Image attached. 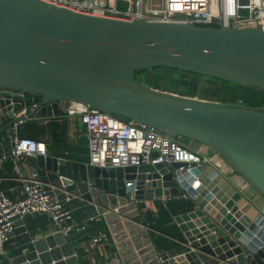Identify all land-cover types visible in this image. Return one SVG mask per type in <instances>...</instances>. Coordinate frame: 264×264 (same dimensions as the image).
Masks as SVG:
<instances>
[{
	"label": "water",
	"instance_id": "1",
	"mask_svg": "<svg viewBox=\"0 0 264 264\" xmlns=\"http://www.w3.org/2000/svg\"><path fill=\"white\" fill-rule=\"evenodd\" d=\"M157 67L264 92V25L121 20L43 0H0V111L6 128L27 117L57 114L61 102H79L207 146L264 198V105L204 98V78L192 97L149 86L134 75ZM77 120L82 131L81 116ZM80 139L86 144L85 136ZM11 152L10 143L0 146V157ZM25 160L46 190L81 202L88 217L106 223L114 250L97 264H264V212L210 163L179 171L178 162L100 168L53 155ZM134 186L136 202L176 196L181 189L195 202L193 210L175 217L183 233L178 245L155 248L142 212L127 197ZM248 204L258 211L253 219L244 212ZM29 237L16 217L3 245ZM30 244L10 264L78 260L62 232Z\"/></svg>",
	"mask_w": 264,
	"mask_h": 264
},
{
	"label": "built area",
	"instance_id": "2",
	"mask_svg": "<svg viewBox=\"0 0 264 264\" xmlns=\"http://www.w3.org/2000/svg\"><path fill=\"white\" fill-rule=\"evenodd\" d=\"M75 12L121 20L140 19L149 22H195L206 25H229L234 28L264 25V0H248L240 5L238 0H43ZM247 8L248 14L239 13ZM63 112L69 116H81L85 124L84 136L88 150V163L100 168L138 166L178 162L179 171L190 170L197 165L210 163L209 156L180 137L169 136L159 129L139 125L114 114L92 109L79 102H61ZM25 119V118H24ZM24 119L13 122L10 128L13 172L21 184L24 196L13 200L0 191V252L9 239L16 217L22 219L34 213H47L57 231L66 233L71 229L72 212L64 200L44 188V185L25 174L22 160L26 155L46 156L43 141L19 137L18 127ZM197 144V143H194ZM200 146V147H199ZM155 153V155H154ZM148 172H146L147 174ZM134 186L126 191L130 202L135 201ZM177 196V195H176ZM181 196L188 197L186 193ZM163 201L172 196H161ZM106 240L98 232L92 242Z\"/></svg>",
	"mask_w": 264,
	"mask_h": 264
},
{
	"label": "crops",
	"instance_id": "3",
	"mask_svg": "<svg viewBox=\"0 0 264 264\" xmlns=\"http://www.w3.org/2000/svg\"><path fill=\"white\" fill-rule=\"evenodd\" d=\"M77 118L78 116L66 115L60 105L57 114H52L47 117L32 116L25 118L18 127V136L43 141L47 148V155L88 163L87 146L86 144H82L80 139L84 136V127L81 131ZM6 122L0 111V143L2 145L11 144L10 128L5 127ZM2 145L0 144V146ZM190 145L193 147L196 146V148L198 146V144ZM200 149L208 154L212 166L222 172L228 180L237 186L241 192L247 195L264 212V198L256 190L225 163L216 152L204 146H201ZM11 154L12 152L10 154L2 153L0 157V191L11 199L16 200L22 198L24 193L16 174L13 172ZM31 168L32 165L26 162L24 157L22 160V170L26 175L33 176L34 178ZM181 193L186 192L181 189L177 196H172L166 201H163L162 197L144 198L137 202L136 200L134 201L137 203L140 212H142L143 219L147 222L148 234L159 252L178 245L176 239L183 238V233L175 217L187 213L196 207L192 198L188 196L187 199H184L180 196ZM64 205L72 212V219L69 221L72 227L68 230L70 233H64V235L77 252L78 260L76 264H97L103 259L109 260L114 247L108 241L110 233L106 223L100 216L88 217L79 201H74V199L69 198L68 201L64 200ZM244 212L250 214L251 219H253L256 217L258 211L256 207L248 204V208ZM237 216L239 218V215ZM22 219L27 231L30 232V237L19 238L4 245V253L0 252V264H10L12 257L27 248L31 249V240L57 231L55 224L47 213H34L26 215ZM92 219H101L104 228L92 235L85 234L83 231ZM196 228L199 229V227ZM98 232L103 233L106 236V240L94 243L92 242V237Z\"/></svg>",
	"mask_w": 264,
	"mask_h": 264
},
{
	"label": "rangeland",
	"instance_id": "4",
	"mask_svg": "<svg viewBox=\"0 0 264 264\" xmlns=\"http://www.w3.org/2000/svg\"><path fill=\"white\" fill-rule=\"evenodd\" d=\"M137 78L143 80L142 82L150 84L152 87L180 95H190L192 97L197 95L199 81L204 78L205 85L202 96L207 99L220 100L225 103L242 104L246 93L245 89L242 87L222 81H214L208 76H199L181 69L160 68L159 70H148L145 73L139 74ZM180 141H186V139L180 137ZM188 143L194 144L196 142L190 140Z\"/></svg>",
	"mask_w": 264,
	"mask_h": 264
},
{
	"label": "trees",
	"instance_id": "5",
	"mask_svg": "<svg viewBox=\"0 0 264 264\" xmlns=\"http://www.w3.org/2000/svg\"><path fill=\"white\" fill-rule=\"evenodd\" d=\"M160 68L170 69L167 67H157V68H152V69H141V70H136L134 75L137 78L138 75L141 73H145L148 70H159ZM192 74L202 76V74H197V73H192ZM205 76H207V75H205ZM208 77L212 78L214 81H222L224 83H230V84L236 85L238 87L244 88L245 92H246L244 99H243L245 105H247V106H262V105H264V92L263 91L253 89L250 87H246V86H242V85H238V84H234V83L222 80V79H218V78H214V77H210V76H208ZM139 80L143 81L141 79H139ZM143 83L151 86L150 84H148L146 82H143ZM120 118L125 119V120H130V119L123 118V117H120ZM180 196H181V194H180ZM182 198L187 199L188 197L182 196ZM103 228H104V224H103L101 219H92L88 222L87 227L84 229L83 232L85 234L92 235V234L96 233L97 231L102 230ZM166 234L169 235L168 233H166Z\"/></svg>",
	"mask_w": 264,
	"mask_h": 264
},
{
	"label": "flooded vegetation",
	"instance_id": "6",
	"mask_svg": "<svg viewBox=\"0 0 264 264\" xmlns=\"http://www.w3.org/2000/svg\"><path fill=\"white\" fill-rule=\"evenodd\" d=\"M218 101H220V100H218ZM230 102H232V101H230ZM242 104H244V101L242 102Z\"/></svg>",
	"mask_w": 264,
	"mask_h": 264
}]
</instances>
